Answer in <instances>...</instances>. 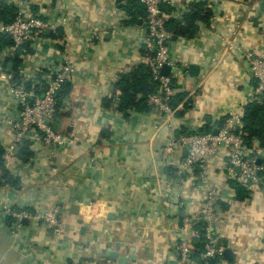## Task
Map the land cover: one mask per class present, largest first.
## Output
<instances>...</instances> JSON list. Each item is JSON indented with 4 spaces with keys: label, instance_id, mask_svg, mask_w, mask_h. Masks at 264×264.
I'll return each instance as SVG.
<instances>
[{
    "label": "crops",
    "instance_id": "1",
    "mask_svg": "<svg viewBox=\"0 0 264 264\" xmlns=\"http://www.w3.org/2000/svg\"><path fill=\"white\" fill-rule=\"evenodd\" d=\"M0 2L48 26L39 46L27 44L0 59V145L18 182L16 188L0 186V264H88L105 248L131 258L127 264H177L175 246L186 238L184 227L200 208L203 191L196 169L178 174L186 152L169 143L213 132L229 111L242 112L255 99L245 55L260 50L264 0H163L168 26L178 24L177 32L169 29L174 65L165 72L175 90L170 121L152 107L117 109L115 85L149 58L138 0ZM197 4L211 16L195 21L198 30L187 37L183 17ZM64 62L74 72L52 127L66 143L25 141L30 156L23 162L4 123L17 118L10 86L19 82L41 92ZM224 164V151L206 163L207 181L219 195L217 235L225 247L216 264H264V177L256 191L239 196L221 170ZM56 206L61 236L28 219L17 229L4 213L7 208L34 216Z\"/></svg>",
    "mask_w": 264,
    "mask_h": 264
},
{
    "label": "built area",
    "instance_id": "2",
    "mask_svg": "<svg viewBox=\"0 0 264 264\" xmlns=\"http://www.w3.org/2000/svg\"><path fill=\"white\" fill-rule=\"evenodd\" d=\"M144 9V38L143 46L151 54L147 63L151 79L158 85L155 93L141 97L145 104L155 108L166 121L172 120L171 100L174 87L171 77L163 74L164 67H172L174 62L169 58L172 33L167 25L171 16L163 9V0H138ZM171 4V2H170ZM186 12L185 10H183ZM47 24L27 15L23 9L15 13L14 19L7 24H0V33L6 34L12 41V46L0 51V59L9 58L15 52L27 45H37L40 42ZM249 65V75L255 82V101L264 98V32L260 38V50L247 52L245 55ZM74 67L64 62L59 70L53 71L48 77L44 90L39 94L23 83L13 82L10 93L17 108V118L6 120L4 123L14 132L13 142L19 145L24 141L38 140L43 147H63L65 139L52 128V120L58 105V95L70 76ZM243 123L241 111H229L223 122L216 128V133L182 135L178 139L172 138L169 146L180 147L186 150V158L178 163V174L183 169L197 170V178L201 182L203 199L200 208L191 215L184 227L186 238L180 240L175 246L178 257L177 264H211L220 260L225 247L220 244L217 235V225L220 220L218 212L219 195L215 185L207 181L206 163L224 151L225 164L221 170L231 181L237 183L246 192L257 190L264 177V166L259 162L263 157L264 148L254 141L250 148L245 145L242 133ZM239 128V131L236 129ZM5 215L14 219L15 228L22 227L24 219L34 221L55 236H61L62 223L59 220L60 208L53 207L36 215H28L24 211L4 210ZM202 226V248L196 258L192 257L193 248L191 238L199 235L194 229L196 225Z\"/></svg>",
    "mask_w": 264,
    "mask_h": 264
},
{
    "label": "trees",
    "instance_id": "3",
    "mask_svg": "<svg viewBox=\"0 0 264 264\" xmlns=\"http://www.w3.org/2000/svg\"><path fill=\"white\" fill-rule=\"evenodd\" d=\"M210 16V10L205 8L203 4L194 5L192 10H190L183 17V23L186 27L185 35L187 37H192L198 30L195 21L206 22ZM14 17L15 10L10 6H6L3 2H0V23L7 24L11 22ZM168 24L170 25V21ZM167 27L169 26L167 25ZM168 29H170L172 33H175L178 31V24H174V26L171 25ZM10 46H12L11 39L6 34L0 33V51ZM146 54L149 58L151 57L150 53L147 52ZM157 88L158 85L151 79L148 63L138 64L131 72L123 74L118 83L115 85L114 95L117 98L118 111L125 113L130 108H134L136 110L149 109L150 107L145 104L141 97L155 93ZM69 91L70 87L65 85L60 91L58 99L66 95ZM41 92L37 91L36 93L40 94ZM241 120L243 123L241 131L244 134L245 145L250 148L252 143L256 141L261 147H264V98H257L255 101L245 105L241 112ZM205 129L208 130L206 127ZM212 130L213 128L209 131L212 132ZM18 148L16 156L23 162H26L30 156V151H28L26 142L24 141L19 144ZM4 155L5 151L0 145V186L6 185L16 188L18 186V182L5 167ZM259 162L264 166V158H261ZM231 185L236 189L239 196L247 195V192L237 183L231 182ZM194 229L199 235L197 238H191L193 248L192 257L196 258L202 248L201 224L196 225ZM218 261L219 260H214L211 264H216Z\"/></svg>",
    "mask_w": 264,
    "mask_h": 264
},
{
    "label": "water",
    "instance_id": "4",
    "mask_svg": "<svg viewBox=\"0 0 264 264\" xmlns=\"http://www.w3.org/2000/svg\"><path fill=\"white\" fill-rule=\"evenodd\" d=\"M180 29L182 30L183 26H181ZM192 69L195 70L196 68H192ZM166 70H168V67H164V69L162 70V73L165 74ZM236 130L239 131V128H237ZM213 132L216 133V130H214ZM16 150L17 148H14L13 153ZM71 210H72L71 214L73 215L78 214L77 206L72 205ZM78 223L81 224L82 220H78ZM131 261H132L131 258L119 257L117 252L109 253L106 251V248H105L101 251V256L99 257V260L97 262L88 263V264H127V262H131Z\"/></svg>",
    "mask_w": 264,
    "mask_h": 264
}]
</instances>
